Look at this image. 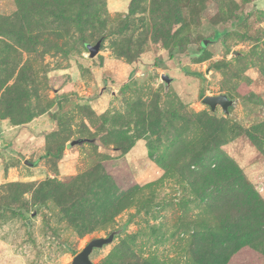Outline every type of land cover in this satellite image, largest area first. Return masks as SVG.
Listing matches in <instances>:
<instances>
[{
  "label": "rangeland",
  "instance_id": "1",
  "mask_svg": "<svg viewBox=\"0 0 264 264\" xmlns=\"http://www.w3.org/2000/svg\"><path fill=\"white\" fill-rule=\"evenodd\" d=\"M112 232L92 264H264V0H0V264Z\"/></svg>",
  "mask_w": 264,
  "mask_h": 264
},
{
  "label": "water",
  "instance_id": "2",
  "mask_svg": "<svg viewBox=\"0 0 264 264\" xmlns=\"http://www.w3.org/2000/svg\"><path fill=\"white\" fill-rule=\"evenodd\" d=\"M210 40H203L201 42V46L205 47ZM87 50L89 51V57L93 58L99 51L100 43H96V45L86 46ZM161 81L169 85L171 83V79L167 75L161 76ZM202 104L209 107L211 111H215L217 107H219L223 114L229 113V108L233 105V101L230 100L226 95H217V96H205L201 100ZM116 232L110 233L106 238H98L91 240L83 249L82 251L77 254L71 264H92L90 261V255L94 249H101L104 246L110 244Z\"/></svg>",
  "mask_w": 264,
  "mask_h": 264
},
{
  "label": "trees",
  "instance_id": "3",
  "mask_svg": "<svg viewBox=\"0 0 264 264\" xmlns=\"http://www.w3.org/2000/svg\"><path fill=\"white\" fill-rule=\"evenodd\" d=\"M202 51V50H201Z\"/></svg>",
  "mask_w": 264,
  "mask_h": 264
}]
</instances>
